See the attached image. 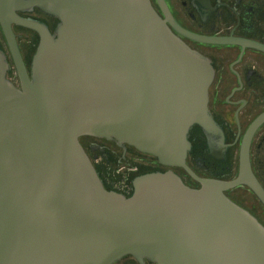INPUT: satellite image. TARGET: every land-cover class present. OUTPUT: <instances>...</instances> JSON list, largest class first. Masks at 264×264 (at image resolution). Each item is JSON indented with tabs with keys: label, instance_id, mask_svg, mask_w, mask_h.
Masks as SVG:
<instances>
[{
	"label": "water",
	"instance_id": "1",
	"mask_svg": "<svg viewBox=\"0 0 264 264\" xmlns=\"http://www.w3.org/2000/svg\"><path fill=\"white\" fill-rule=\"evenodd\" d=\"M34 7L56 18L52 29L20 13ZM13 24L37 33L29 70ZM0 28L19 81L7 77L0 47V264H112L126 254L155 264H264V224L223 191L245 184L264 205L248 156L264 113L241 141L235 177L196 175L185 161L192 125L225 147L207 105L213 68L150 0H0ZM83 134L181 166L200 186L167 168L135 174L128 195L107 189Z\"/></svg>",
	"mask_w": 264,
	"mask_h": 264
},
{
	"label": "flooded vegetation",
	"instance_id": "2",
	"mask_svg": "<svg viewBox=\"0 0 264 264\" xmlns=\"http://www.w3.org/2000/svg\"><path fill=\"white\" fill-rule=\"evenodd\" d=\"M150 2L156 12L166 20L171 30L191 48L207 56L213 68V76L208 86L207 105L211 116L222 130V143L225 147L222 150L219 145L213 147L208 144L206 134L194 124L188 133L191 149L187 152L185 161L199 177L231 179L238 172L241 141L249 132V127L264 113V0H150ZM20 13L37 17L45 21L49 27H53L56 22L54 16L45 14L37 7L32 11ZM12 27L16 41L21 35L18 29H23L33 39L37 34L25 26L13 24ZM192 34L217 37L221 40L220 42L197 40ZM36 39L38 40V36ZM0 47L8 58L10 54L6 51L8 46H2L0 43ZM15 83L19 85V81ZM79 141L88 156L94 154V159L101 156L110 160L111 153H116L120 161L126 162H129L128 153L153 157L150 162L143 163L132 177L144 171L171 168L189 186H200L198 179L183 167L165 165L154 155L140 151L133 145L125 144L124 147L113 139L91 134L80 135ZM248 156L252 171L264 187V118L249 132ZM97 172L105 184L104 177L98 170ZM240 186H244L243 189ZM243 190L250 191L257 198L245 184L225 188L223 191L228 197L247 208L235 194L237 191L244 194ZM259 202L261 203L260 200ZM112 264L155 263L148 259L141 261L131 254H126Z\"/></svg>",
	"mask_w": 264,
	"mask_h": 264
},
{
	"label": "rangeland",
	"instance_id": "3",
	"mask_svg": "<svg viewBox=\"0 0 264 264\" xmlns=\"http://www.w3.org/2000/svg\"><path fill=\"white\" fill-rule=\"evenodd\" d=\"M21 32L20 37L18 38V46L22 55V58L26 64V67H29L30 58L29 56L31 52L34 50V46H36L37 34L36 36L30 37L29 34L23 29H18ZM17 30V31H18ZM0 43L2 46H7L4 40V36L2 30L0 28ZM6 51L9 53L8 49ZM27 55V56H26ZM9 63L11 64V68L9 72L7 70V77L11 79L13 82H18V76L16 73V69L12 62L11 56H8ZM29 70V68H27ZM112 157L110 160H106L103 157L99 156L97 159H94V154H90V160L94 165L95 169H97L102 176L104 177L105 185L111 187L112 189L119 190L124 194H127L131 191L130 178H132L133 173L142 167L143 163L150 162L153 160V157H147L141 154L128 153L127 161H120L119 157L116 153H111ZM244 186H240L243 189ZM245 193L241 194L238 191L235 193L244 205L254 213V215L264 224V205L259 202V199L254 197L250 191L243 190Z\"/></svg>",
	"mask_w": 264,
	"mask_h": 264
},
{
	"label": "trees",
	"instance_id": "4",
	"mask_svg": "<svg viewBox=\"0 0 264 264\" xmlns=\"http://www.w3.org/2000/svg\"><path fill=\"white\" fill-rule=\"evenodd\" d=\"M51 16V15H50ZM52 27H50V29H51ZM190 140V139H189ZM200 146V145H199ZM198 146V147H199ZM101 178V177H100ZM101 180H102V178H101ZM130 180H131V178H130ZM104 186L107 188V189H111V187H108V186H106L105 184H104ZM128 194H130V192L129 193H127L126 195H128Z\"/></svg>",
	"mask_w": 264,
	"mask_h": 264
},
{
	"label": "bare ground",
	"instance_id": "5",
	"mask_svg": "<svg viewBox=\"0 0 264 264\" xmlns=\"http://www.w3.org/2000/svg\"><path fill=\"white\" fill-rule=\"evenodd\" d=\"M21 53V52H20ZM25 63V62H24ZM98 173V172H97ZM99 175V174H98ZM100 177V176H99ZM259 220V219H258Z\"/></svg>",
	"mask_w": 264,
	"mask_h": 264
}]
</instances>
